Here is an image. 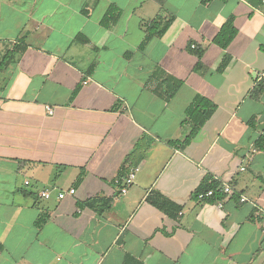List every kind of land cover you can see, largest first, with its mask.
Returning a JSON list of instances; mask_svg holds the SVG:
<instances>
[{
  "label": "crops",
  "instance_id": "1",
  "mask_svg": "<svg viewBox=\"0 0 264 264\" xmlns=\"http://www.w3.org/2000/svg\"><path fill=\"white\" fill-rule=\"evenodd\" d=\"M158 18L168 28L140 50ZM14 44L26 50L0 71V264H264V0H0V59ZM158 69L183 82L170 101L147 86ZM196 96L215 111L186 144ZM207 178L231 186L221 206L194 198ZM155 192L176 216L147 202Z\"/></svg>",
  "mask_w": 264,
  "mask_h": 264
},
{
  "label": "trees",
  "instance_id": "2",
  "mask_svg": "<svg viewBox=\"0 0 264 264\" xmlns=\"http://www.w3.org/2000/svg\"><path fill=\"white\" fill-rule=\"evenodd\" d=\"M120 17V11L115 6H111L106 12L105 16L101 20V25L105 28H109L111 25L115 24ZM162 21L160 18L153 20L149 24L145 25L146 36L142 44L140 45V50H144L145 47L156 37H161L166 29L168 28L170 22L166 23L164 27L161 28ZM237 31L233 25L232 20H229L222 28L221 32L215 38L214 42L221 48L225 49L232 42L234 37L236 36ZM79 41L86 42L83 37H78ZM26 50L24 45L14 44L12 50H8L0 59V71L8 65L9 62L16 59L19 54H22ZM196 54L199 58H201L203 52L201 50H197ZM128 57L131 54L127 55ZM230 62V58H225L220 67L219 71H223L226 69L227 65ZM201 68V64L197 65V70ZM155 83V85H154ZM183 82L174 78L173 76L163 72L161 69H158L150 80L147 83V86L151 87L152 91L159 97L163 98L166 101H170L180 90ZM215 111V105L209 101L207 98L203 96H196L192 103L186 110V119L183 122L182 127L189 128V134L182 141L183 143H190L200 132L205 123L211 118ZM154 139L149 135H145L138 140L133 151L126 159V164L123 168V173L121 174V179H124L128 176L130 170L132 168H136L141 164L143 159L146 156V153L150 149ZM181 141L170 142L172 145H177L182 143ZM257 148L264 152V137H260L256 144ZM81 181V178H80ZM222 184L219 182L210 181V178L205 179L198 190L196 191L194 198L200 202V204L205 203H219L222 201L226 195L221 192ZM212 191V196L205 197L202 201L199 200V196L201 194H207ZM147 202L162 210L163 212L169 214L170 216H176L174 213H178L180 211V207L175 205L172 201L166 199L159 193H151L147 197ZM96 201H90L88 206L94 207ZM105 209V207H104ZM104 209H98L100 213L104 211ZM1 251V247H0ZM134 263L133 259H127L124 264Z\"/></svg>",
  "mask_w": 264,
  "mask_h": 264
},
{
  "label": "built area",
  "instance_id": "3",
  "mask_svg": "<svg viewBox=\"0 0 264 264\" xmlns=\"http://www.w3.org/2000/svg\"><path fill=\"white\" fill-rule=\"evenodd\" d=\"M260 78L264 80V73H262V74L260 75ZM47 110H48V113H49L50 115H53V114H54V112H53V110H52L51 108H47ZM138 170H139V167L132 168V169L130 170L128 176H127L126 178L123 179V181H122V183H121V193H122L123 195H125V194L128 192L129 188L134 184V181H135L136 174H137ZM242 171H244V168L242 169ZM26 184H28V182H27ZM221 192H223L226 196H231V195H233V190H232L231 186L228 185V184H223V185H222V187H221ZM74 193H75V190H74V189H71V190L69 191V194H71V195L74 194ZM212 194H213L212 191L208 192L207 194H201V195L199 196V200L202 201L205 197L212 196ZM65 196H66V193H60V194H59V199H63V198H65ZM41 197H42L43 199H46V200H47V199H50V198H51V195H50L49 192L46 191V192H43V193L41 194ZM240 202H241V203H245V202H247V199L244 198V197H242V198L240 199ZM222 204H223V201H221V202L218 203V205H220V206H221Z\"/></svg>",
  "mask_w": 264,
  "mask_h": 264
}]
</instances>
